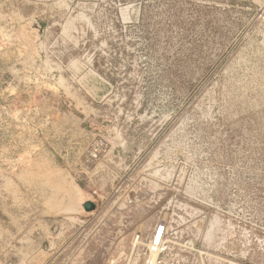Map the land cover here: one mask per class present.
Segmentation results:
<instances>
[{
    "label": "rangeland",
    "instance_id": "1",
    "mask_svg": "<svg viewBox=\"0 0 264 264\" xmlns=\"http://www.w3.org/2000/svg\"><path fill=\"white\" fill-rule=\"evenodd\" d=\"M149 259L264 264V0H0V264Z\"/></svg>",
    "mask_w": 264,
    "mask_h": 264
},
{
    "label": "built area",
    "instance_id": "2",
    "mask_svg": "<svg viewBox=\"0 0 264 264\" xmlns=\"http://www.w3.org/2000/svg\"><path fill=\"white\" fill-rule=\"evenodd\" d=\"M161 228L162 227L157 228L156 237L155 239L152 240L150 244V248H149L150 255L158 254L161 249V245H162L161 242H162V236H163V230H161ZM145 264H153V261L149 259L148 261L145 262Z\"/></svg>",
    "mask_w": 264,
    "mask_h": 264
},
{
    "label": "water",
    "instance_id": "3",
    "mask_svg": "<svg viewBox=\"0 0 264 264\" xmlns=\"http://www.w3.org/2000/svg\"><path fill=\"white\" fill-rule=\"evenodd\" d=\"M82 208L84 209V211L90 212L94 209V205L90 202H87V203L83 204Z\"/></svg>",
    "mask_w": 264,
    "mask_h": 264
},
{
    "label": "bare ground",
    "instance_id": "4",
    "mask_svg": "<svg viewBox=\"0 0 264 264\" xmlns=\"http://www.w3.org/2000/svg\"><path fill=\"white\" fill-rule=\"evenodd\" d=\"M161 230H163V229L161 228ZM156 231H157V228H156V230H155V232H154V234L152 236V240L155 239V237H156Z\"/></svg>",
    "mask_w": 264,
    "mask_h": 264
}]
</instances>
